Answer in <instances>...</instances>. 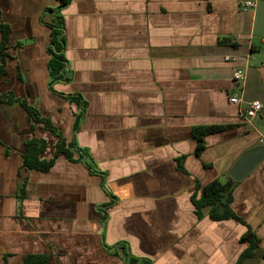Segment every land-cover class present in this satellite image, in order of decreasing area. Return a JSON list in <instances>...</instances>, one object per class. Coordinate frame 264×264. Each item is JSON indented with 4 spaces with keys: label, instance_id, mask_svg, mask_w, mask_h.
<instances>
[{
    "label": "crops",
    "instance_id": "1",
    "mask_svg": "<svg viewBox=\"0 0 264 264\" xmlns=\"http://www.w3.org/2000/svg\"><path fill=\"white\" fill-rule=\"evenodd\" d=\"M242 1L69 0L58 14L70 73L52 82L44 13L58 0H0L10 28L0 78V264L31 255L44 257L39 264H236L248 229L258 255L244 264H264V160L231 190L242 222L212 220L209 207L198 217L192 203L198 186L225 182L242 154L264 147V0L246 12ZM235 68L244 72L239 91ZM234 92L238 105L228 102ZM10 94L86 151L96 172L73 149L47 172L25 170L31 122ZM255 100L263 108L246 128L237 113ZM208 126L223 128L196 155L192 128ZM34 135L51 157L56 137Z\"/></svg>",
    "mask_w": 264,
    "mask_h": 264
},
{
    "label": "trees",
    "instance_id": "2",
    "mask_svg": "<svg viewBox=\"0 0 264 264\" xmlns=\"http://www.w3.org/2000/svg\"><path fill=\"white\" fill-rule=\"evenodd\" d=\"M58 2L57 9L54 10L48 8L44 13V15L51 16L50 21L45 23L51 30L50 42L47 51L50 54L48 68L49 76L52 82L67 81V75L70 73L66 67L67 62L64 56V20L58 14V11L65 7L69 3V0H58ZM42 22L44 23L43 18ZM9 37V26L0 23V78L4 76L6 72L4 65L5 58L9 57L6 52L8 48ZM5 99L10 104L17 103L20 107H22L31 122L32 136L26 142H24V150L21 156L22 167L25 170L47 172L60 155L64 156L67 160H72L73 153L69 149H73L74 152L78 154L80 160H82L88 167V169L91 172H96V169L94 166H92V162L86 151L76 148V146L72 144H67L62 136L51 125L50 121L40 115L35 106H29L26 102L13 98L11 94L6 96ZM36 128L50 132L57 139L54 146V151L49 158H46L45 156L48 149L47 141L35 137L34 132ZM222 128L223 127L219 126L192 128V135L196 141L195 154L198 155L204 149V138L207 135L219 132ZM178 167L181 168L179 163ZM235 184L236 182L228 177L225 182L215 180L203 186L202 188L198 186L197 190L199 191V195L198 192H195L192 195V203L198 217H200V211L202 208L209 207L208 215L212 220H224L232 218L242 222L240 219L236 218L230 208L231 190ZM24 191L25 183L19 187V199L24 198ZM240 241L248 243V247L244 252L241 253L236 264H244L247 259H254L258 255L257 250L259 239L251 230L248 229V231L242 235ZM43 261L44 257L31 255L25 258L24 264H39Z\"/></svg>",
    "mask_w": 264,
    "mask_h": 264
},
{
    "label": "built area",
    "instance_id": "3",
    "mask_svg": "<svg viewBox=\"0 0 264 264\" xmlns=\"http://www.w3.org/2000/svg\"><path fill=\"white\" fill-rule=\"evenodd\" d=\"M255 0H243L241 3V10L246 12L255 7ZM262 45L264 47V39H262ZM225 61L233 62V58H224ZM244 80V72L240 68H235L232 72V83L234 89L239 91L242 87V82ZM240 98L237 96V93H233L228 98V102L232 105H238L240 103ZM263 106L259 101H251L248 103L245 109L239 110L237 113V120L244 127L248 128L251 125L252 120L260 113ZM259 143L264 146V137H259Z\"/></svg>",
    "mask_w": 264,
    "mask_h": 264
},
{
    "label": "water",
    "instance_id": "4",
    "mask_svg": "<svg viewBox=\"0 0 264 264\" xmlns=\"http://www.w3.org/2000/svg\"><path fill=\"white\" fill-rule=\"evenodd\" d=\"M264 160V147H258L242 154L228 173L235 182L245 179Z\"/></svg>",
    "mask_w": 264,
    "mask_h": 264
}]
</instances>
